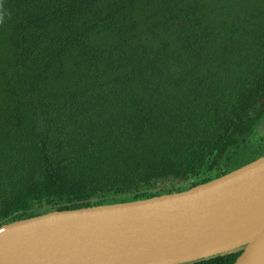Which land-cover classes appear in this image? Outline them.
I'll use <instances>...</instances> for the list:
<instances>
[{"label": "trees", "instance_id": "obj_1", "mask_svg": "<svg viewBox=\"0 0 264 264\" xmlns=\"http://www.w3.org/2000/svg\"><path fill=\"white\" fill-rule=\"evenodd\" d=\"M263 120L264 0H0V225L209 181Z\"/></svg>", "mask_w": 264, "mask_h": 264}, {"label": "water", "instance_id": "obj_2", "mask_svg": "<svg viewBox=\"0 0 264 264\" xmlns=\"http://www.w3.org/2000/svg\"><path fill=\"white\" fill-rule=\"evenodd\" d=\"M264 264V155L183 191L0 225V264Z\"/></svg>", "mask_w": 264, "mask_h": 264}, {"label": "rangeland", "instance_id": "obj_3", "mask_svg": "<svg viewBox=\"0 0 264 264\" xmlns=\"http://www.w3.org/2000/svg\"><path fill=\"white\" fill-rule=\"evenodd\" d=\"M246 142L239 146L238 149H234V151L231 153L235 155L232 160V165H238L244 162L245 159H250L254 157H259L260 153H264V120L260 125L257 127L255 132L246 138ZM248 144V145H247ZM251 146L249 149H245V146ZM260 154V155H259ZM172 183L170 181L168 182H158L157 188H160V190H164L166 187L171 186ZM175 191V189H173Z\"/></svg>", "mask_w": 264, "mask_h": 264}]
</instances>
